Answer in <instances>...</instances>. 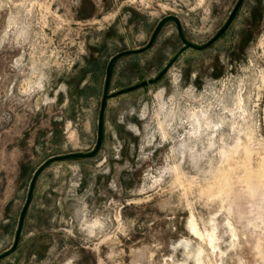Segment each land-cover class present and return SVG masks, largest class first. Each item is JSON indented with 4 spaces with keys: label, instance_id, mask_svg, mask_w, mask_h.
Listing matches in <instances>:
<instances>
[{
    "label": "rangeland",
    "instance_id": "1",
    "mask_svg": "<svg viewBox=\"0 0 264 264\" xmlns=\"http://www.w3.org/2000/svg\"><path fill=\"white\" fill-rule=\"evenodd\" d=\"M2 255L264 264V0H0Z\"/></svg>",
    "mask_w": 264,
    "mask_h": 264
},
{
    "label": "water",
    "instance_id": "2",
    "mask_svg": "<svg viewBox=\"0 0 264 264\" xmlns=\"http://www.w3.org/2000/svg\"><path fill=\"white\" fill-rule=\"evenodd\" d=\"M239 4L235 7V9L233 10V12L231 13L230 17H229V20H228V23L227 25H229V23L231 22L233 16L235 15L236 11H237V8H238ZM106 89H107V86H106ZM106 89H105V94L103 96V100H102V105H101V115H102V112H103V107H104V103H105V99H106ZM100 141H101V121L99 122V125H98V131H97V147L100 145ZM34 181V179H33ZM33 181L30 185V189H29V193H28V196H27V199H26V203H25V207L19 217V227H18V231H17V235H16V239H15V242H14V245H13V248H15L16 244H17V239L19 237V231H20V228H21V222L23 220V217H24V214H25V211L29 205V201H30V197H31V190H32V186H33Z\"/></svg>",
    "mask_w": 264,
    "mask_h": 264
},
{
    "label": "trees",
    "instance_id": "3",
    "mask_svg": "<svg viewBox=\"0 0 264 264\" xmlns=\"http://www.w3.org/2000/svg\"><path fill=\"white\" fill-rule=\"evenodd\" d=\"M240 4V3H239ZM239 7V6H238ZM238 9V8H237ZM225 30H223V32H224ZM222 32V33H223ZM221 33V34H222ZM221 34H219L212 42H210L208 45H206V46H210V45H212V43L215 41V40H217L218 38H219V36L221 35ZM126 54H128V53H124V54H120V55H118L116 58H119V57H122V56H124V55H126ZM100 121H101V118H100ZM72 157H80V156H77V155H74V156H65V157H61V158H58L59 160H61V159H69V158H72ZM58 159H52V160H50V161H48V163L47 164H49L50 162H53V161H55V160H58ZM34 180H35V178H34ZM33 183H34V181H33ZM32 188H33V186H32ZM32 191V190H31ZM25 215V214H24ZM24 218V217H23ZM23 221V220H22ZM21 224H22V222H21ZM20 224V225H21ZM21 229V228H20ZM18 231V230H17ZM20 232V231H19ZM18 240V239H17ZM5 255H2V256H0V259L1 258H3Z\"/></svg>",
    "mask_w": 264,
    "mask_h": 264
},
{
    "label": "bare ground",
    "instance_id": "4",
    "mask_svg": "<svg viewBox=\"0 0 264 264\" xmlns=\"http://www.w3.org/2000/svg\"><path fill=\"white\" fill-rule=\"evenodd\" d=\"M160 107H161V105H160ZM163 108V107H162ZM195 114V113H194ZM202 114V113H201ZM207 118V117H206ZM200 121V120H199ZM204 121H206V119L204 120ZM203 121V122H204ZM203 124V123H202ZM201 124V125H202ZM206 125H207V122H206ZM161 127V126H160ZM204 127V126H203ZM248 127V126H247ZM205 129V128H204ZM207 129V128H206ZM199 130V129H198ZM240 130V129H239ZM200 131V130H199ZM203 131V130H202ZM166 132V131H165ZM195 133V132H194ZM165 134V133H164ZM252 134V133H251ZM230 173V172H229ZM262 181V180H261ZM248 182V181H247ZM217 183H218V181H217ZM258 183H260V182H258ZM246 184V183H245ZM224 191V190H223ZM190 230L192 231V232H194V233H198V232H196V229H195V224H193V221L190 223ZM199 235V234H198ZM208 238V237H207ZM209 243L211 244V245H213V238L210 236L209 237ZM212 249H213V247H212Z\"/></svg>",
    "mask_w": 264,
    "mask_h": 264
}]
</instances>
